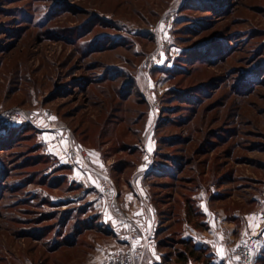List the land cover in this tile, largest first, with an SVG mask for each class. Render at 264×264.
I'll use <instances>...</instances> for the list:
<instances>
[{"label": "rangeland", "instance_id": "obj_1", "mask_svg": "<svg viewBox=\"0 0 264 264\" xmlns=\"http://www.w3.org/2000/svg\"><path fill=\"white\" fill-rule=\"evenodd\" d=\"M5 111L33 123L0 128V264H105L126 246L43 144L48 129L88 169L90 149L116 169L143 154L166 165L144 184L163 221L176 203L173 228L142 264H176L185 222L206 220L188 202L264 208V0H0Z\"/></svg>", "mask_w": 264, "mask_h": 264}, {"label": "crops", "instance_id": "obj_2", "mask_svg": "<svg viewBox=\"0 0 264 264\" xmlns=\"http://www.w3.org/2000/svg\"><path fill=\"white\" fill-rule=\"evenodd\" d=\"M58 133L52 130L43 131L41 134L43 144L68 168L71 183L77 187L83 185L86 188L83 192L84 199L88 203L94 204L95 208L103 206L105 211L102 219L113 221V224L122 232L117 241L126 244L127 235L125 230L119 227L118 220L114 215V201L123 213L140 224L146 234L150 236L148 251L155 253L160 244V235L171 230V227L173 228L171 219L174 214L170 209L169 216L166 214L163 217L166 220L163 221L159 208L150 198V191L155 186L149 187L144 184L146 179L160 177L155 175V171H158L156 162L153 165H147L145 163L146 156L144 157L145 154H143L141 160L137 162L127 160L124 166L116 169L113 163L103 159L100 152L90 149L89 166L91 169H88L75 155L70 154L65 142L59 144L56 141ZM145 151L147 155L150 153L149 149ZM139 152H130L129 155L133 156L134 153ZM115 173L117 174L116 178L114 177ZM112 184L115 186L114 195L106 194L105 189L111 187ZM172 200V198L166 199L165 206L172 205ZM253 204L257 206V210L249 211L245 215L234 212H218V210L212 212L202 206L201 210L195 212L192 218H199L198 216L201 214L206 219L205 222L199 224L200 227H196L187 224L186 221L183 232L184 239L206 245L213 253L216 264H239L234 255V246L242 242H250L253 247L252 264H264V208L256 200ZM259 208L262 209L258 210ZM238 218H242L243 221L237 223ZM167 223L171 224L166 226ZM204 224H208L207 229H202Z\"/></svg>", "mask_w": 264, "mask_h": 264}, {"label": "built area", "instance_id": "obj_3", "mask_svg": "<svg viewBox=\"0 0 264 264\" xmlns=\"http://www.w3.org/2000/svg\"><path fill=\"white\" fill-rule=\"evenodd\" d=\"M158 54L153 56L154 62H159ZM31 120H26L17 112H0V128L6 130L10 127H22L26 124H31ZM64 129V127L58 128ZM50 130V129H48ZM63 137L58 136V142H63ZM73 155L84 157L85 154H81L77 151L73 145H71ZM115 186L112 184L111 187L105 189L106 194L114 195ZM116 209H114V215L118 220L119 226L127 232V243L122 249L111 252L106 260L105 264H142L145 254L149 246L148 234L142 229L140 224L132 221L126 217L122 210L118 207L116 201H114ZM234 255L239 264H252L253 262V247L250 242H242L238 244L234 250Z\"/></svg>", "mask_w": 264, "mask_h": 264}, {"label": "trees", "instance_id": "obj_4", "mask_svg": "<svg viewBox=\"0 0 264 264\" xmlns=\"http://www.w3.org/2000/svg\"><path fill=\"white\" fill-rule=\"evenodd\" d=\"M109 79L113 80V77H109ZM127 85L128 84H125V85H123V87H121L122 88L121 90L123 91V94H124V91H126V89L128 88ZM101 92L104 95L106 94L105 89H103ZM91 98H92V101H94L93 100V96ZM122 122H124V120ZM21 129H27V127L26 128H21ZM128 129H129L128 131H131V127L130 126H129ZM9 132H10V134H13L14 132H20V129L18 127H11ZM132 150H134L135 152H139V150L137 148H134ZM62 167H66V166H62ZM156 168L158 169V171H155V173H156L155 175H158V176H161L160 175L161 174L160 168L167 169L166 165H163V164H161L159 162L156 163ZM72 187L74 188V187H77V186H75L73 184ZM168 198H172V199L175 200V194L173 196L172 195L168 196L167 199ZM188 203L189 204H188L187 211H186V214H187L186 217L188 216L189 218H192L195 215V212L193 211V208L191 207L190 202H188ZM175 207H176V203H174L173 207H172V212L173 213H175ZM91 221L93 222L94 220H91ZM88 222H89V220H88ZM86 227H88V226H86ZM80 230H81L80 228L75 229V233H78L77 235L81 234ZM181 242L184 244L185 249L180 251V253H178V256H177V259H176V264H191V261H194L196 263H201L202 262V264H216V260H215V258L213 256V253L210 252L209 248L206 245H203L201 243L200 244H196L192 240H185V239H182Z\"/></svg>", "mask_w": 264, "mask_h": 264}, {"label": "snow or ice", "instance_id": "obj_5", "mask_svg": "<svg viewBox=\"0 0 264 264\" xmlns=\"http://www.w3.org/2000/svg\"><path fill=\"white\" fill-rule=\"evenodd\" d=\"M54 119V118H53Z\"/></svg>", "mask_w": 264, "mask_h": 264}]
</instances>
